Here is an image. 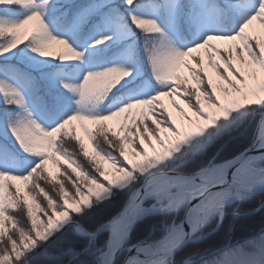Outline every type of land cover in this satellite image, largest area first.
Instances as JSON below:
<instances>
[{
  "label": "snow or ice",
  "instance_id": "snow-or-ice-1",
  "mask_svg": "<svg viewBox=\"0 0 264 264\" xmlns=\"http://www.w3.org/2000/svg\"><path fill=\"white\" fill-rule=\"evenodd\" d=\"M169 2L173 8L181 7L179 0H169ZM48 3L49 0H43V4H37V0H0V56L31 41V51L41 57H55L61 61H82L84 52L77 51L68 40L57 37L49 31L41 10ZM126 3L132 7L136 0H126ZM18 7L30 10L29 14L23 19H11L10 15ZM227 7H235L240 11L239 27L226 34L210 33L183 51L178 50L164 35L163 29L156 20L133 14L132 24L144 34L163 36V39L149 49V52L156 79L165 82L166 87L149 98H136L107 115L96 114L89 105L103 100L125 77L131 75V72L123 66L89 71L82 83L61 80L64 89L80 95L81 107L79 112L62 120L51 129H45L32 118V113L26 108L24 93L19 88L6 80H0V93L5 96L6 103L15 104L25 113L19 119H11L9 124L11 132L26 154L24 161H16L14 164L17 167L31 164L25 174L0 171V264H16L25 257L26 253L36 248L39 242L46 241L49 235L67 222L73 214L80 213L83 206L90 204L94 199L99 200L104 194L109 193L112 186L121 185L134 177L138 178L141 173L155 169L160 162L177 152L181 144L203 133L221 116L226 117L235 109L253 105L264 106V43H261L259 38L249 35L247 31L254 21H259L261 27H264V0H247L246 3L237 5L229 3ZM213 8L217 12L220 11L215 5ZM112 39L111 35L104 36L90 47L95 48ZM213 40L238 41V43L221 49L210 43ZM199 49H206L208 66L221 81L219 85L213 75L205 69V54L194 55ZM245 52L250 59L246 58ZM181 66L190 74L195 82V88L189 83L187 76L179 74L178 70ZM220 92L224 93L225 97L236 94L243 102L232 100L230 104L225 103ZM201 95L206 98L210 107L218 110L216 113L205 111ZM164 96L182 97V101L173 99L172 104L189 124L195 125L194 130L186 132L181 130L173 113L161 100ZM184 104L194 110L196 120L185 111ZM134 109L142 110L134 112ZM251 110L256 111V109ZM119 117H123L119 131L106 123ZM77 120H87L98 125V131L95 133L87 127L85 131L89 138L94 140L98 154H102L104 159L112 163L115 173L105 170L98 160L89 157L87 146L78 135H74V128L72 132L66 131L68 126ZM201 120L203 123H200ZM62 132L64 138H72L78 142V150H76L77 145H73V151H68L65 146L68 140L59 136ZM161 132L172 134L168 137L169 146L165 147L163 153L150 157L148 148L153 150L156 148L153 140L161 146L165 145V138ZM172 137H175L174 141ZM259 139L260 148H264V118L259 125ZM126 145L133 149V156L144 157V163H129ZM81 154L88 159L87 164L81 162ZM27 157H34L35 160H29ZM57 157L69 162L68 167L64 168L66 181L59 185L51 183L54 177L48 170L50 160L53 164L62 166L61 160ZM172 171L175 172L174 169ZM243 171L245 174H254L255 180L264 181V168L254 169L249 164ZM72 172H76L77 176L73 177ZM110 176L112 178H109ZM196 177H199V183L196 182ZM14 180L23 181L25 186H28L30 180L33 181L29 191L35 194L34 200L40 193L44 194L46 203L42 208L37 205L44 217L43 223L33 216L32 207L27 205L26 200L20 207L23 212L27 206V216L31 220L30 227L27 223L18 221L15 215H6L9 213V208L6 207V194L10 203H20L21 189L18 185L10 183ZM41 181L44 182V187H41ZM216 183L224 184V181L222 178L217 181L215 174L205 170L191 177L183 173L169 176L163 172L151 171L150 176L145 178L142 189L137 192L140 202L136 204V208L140 209L143 201L153 196L158 199L154 207L158 206L161 210L179 208L186 199L200 198L199 205L192 208L187 217L191 231L195 233L207 216L214 210L222 208L223 201L234 194L228 188L223 191L213 190ZM68 190H71V195H68ZM235 194L239 195V192ZM70 203L75 206H70ZM6 221L13 222V228H16L18 223L21 226L3 238ZM80 231L84 229L81 228ZM186 235L182 226H174L166 241L158 247L157 253L170 254ZM75 259V256L71 257L68 264ZM113 260V253L105 254L104 264H112ZM236 261L237 264H264V242L254 245L248 252L238 254ZM133 264H165V260L162 256L159 260L137 261Z\"/></svg>",
  "mask_w": 264,
  "mask_h": 264
},
{
  "label": "rangeland",
  "instance_id": "rangeland-1",
  "mask_svg": "<svg viewBox=\"0 0 264 264\" xmlns=\"http://www.w3.org/2000/svg\"><path fill=\"white\" fill-rule=\"evenodd\" d=\"M179 2L181 5L179 9L173 8V11H169V0H136L135 5L132 7L128 6L126 0H49V3L44 5L41 9L45 24L53 35L68 40L77 51L84 52L85 55L82 61H61L55 57H41L39 54L31 51V47L27 44L30 42L29 41L20 45L12 52L0 56V80L8 81L9 84L16 86L24 93L26 99V108L32 113V118L40 123L45 129L54 128L60 122H62V120L80 111V95L78 93H71L64 89L61 84V80H70L73 83H82L84 76L89 71L103 70L114 66H123L126 70L131 72V75L129 77H125L120 82V84L114 87L113 90L103 100L93 102L89 105L92 111L96 114L107 115L115 110H118L120 107L126 106L128 102H131L136 98H149L166 87L165 82L156 79L154 68L150 62L149 52V49L158 44L160 40L163 39V36L161 34H142V30L132 24V15L135 14L137 16L156 20L163 29L164 35L167 36V38L178 50L183 51L187 50L188 47H191L196 43L194 39L204 29L208 30L209 32L211 31L210 33L219 34L216 32L219 31L226 34L238 28L240 25V11L235 7L229 8L227 5L229 3L233 5L243 4L246 3L247 0H179ZM37 4H43V0H37ZM213 5L217 6L220 11L217 12L213 8ZM29 11L30 10L28 9L18 7L10 15V18L14 20L23 19L27 14H29ZM247 31L249 35L259 38L261 43H264V27H261L259 21H254L253 24L249 26ZM109 35L113 37L112 40H109L105 44L99 45L95 48L90 47L96 40ZM142 40L148 47L144 52L141 51V48L144 46ZM210 43L223 49L233 43H238V41L231 42L224 40H213ZM257 51H259V49H257ZM200 54H205V69L208 72V69L211 67L208 66L206 49H199L197 53H194V55L197 56ZM245 56L246 58H249L246 52ZM146 61H148L149 64V71L148 67L146 66ZM23 65L29 69V72L25 70ZM178 71L180 75L187 76L189 83L193 88H195V82L191 79V76L187 70L181 66ZM214 79L217 85L221 83L217 77ZM55 90H61L67 93L69 96L64 105H62L58 111L52 113L41 100L40 92L44 91L45 94H49ZM219 94L222 99L225 97L224 93L220 92ZM230 97L233 98V100H241V102H243L242 98L236 94H233ZM173 99L180 101L176 97H161L164 105L173 113V117L181 126V130L185 132L191 131L193 129L192 124H189L187 119L183 117L181 113L173 106ZM1 101H6L5 96L2 93H0V102ZM201 101L204 104V108L206 105L209 106L208 101L203 95H201ZM183 107L193 120L197 119V117L194 118V116L190 114L184 105ZM263 107L264 106L253 105L250 107L235 109L226 117L221 116L213 125H210L207 129H205L203 133L191 137L185 143L180 145V148L177 152L173 153L166 160L160 162V164H158L155 169L150 170V172L172 171L171 169H167V163L175 162L177 160H181L184 157L204 151L214 140L231 129L239 127L250 116H255L258 114L261 115L264 113ZM210 108L215 112L218 111L213 107ZM251 109H256V111H252ZM139 110L142 109H134L133 111L135 112ZM191 110L194 113V110ZM24 115V110L17 107L15 104H11V106L3 108V111L1 110L0 112V153H2V148H6L7 150L9 149L8 151H11L9 156L16 157V161H24L26 159V154L21 149V146L19 145L14 134L11 132L9 124L11 119H19ZM106 123L119 131V126L121 123H123V117L116 118L112 121H107ZM70 126L74 127L75 134L84 141L88 149L89 157L98 160L105 170L109 171L110 173H115L112 163L104 159L102 154H98L94 140L90 139L87 132L85 131V127H87L95 133L98 129V125L87 120H77L73 121ZM120 135H123V133H120ZM161 135L165 138V145L161 146L160 144L156 143L155 140H153V143L156 144V148L155 150L148 148L150 157H154L163 153L165 147L169 146L168 137H171L172 134L161 132ZM59 136L61 137V134H59ZM232 138L233 137H230L221 146V148L223 146L225 148L228 141ZM172 140H175V137H172ZM145 147H147V145H145ZM126 152L129 156V163H144V157L133 156V149L128 145H126ZM57 158L61 160V165H69V162L64 160L62 157ZM218 158L216 162H219ZM27 159L33 161L35 160L34 157H27ZM10 165V160L7 161V164H4L3 160L0 159V171L25 174L31 167V164L20 167ZM258 168H264V159L256 160L254 162V169ZM48 170L52 172V176L54 177L52 181L54 182L58 181L60 175L63 174L62 166L53 164L51 160L48 163ZM150 172L141 173L139 174L138 178L134 177L133 179L128 180L121 185L112 186L109 193L104 194V196L99 200L94 199L90 204L83 206L80 213L73 214V216L65 223L76 221L74 219L75 216L82 215L86 210L91 208L96 203L110 199L117 191L128 190L130 188L133 189L139 184V186L130 194L131 197V195L145 183L143 181L146 177L150 176ZM73 173L76 177L77 173ZM109 178L112 177L110 176ZM253 180L258 181L254 179V175ZM32 182L33 181L30 180L28 186H25L24 182L21 180L12 181V184L18 185L21 189V196L19 197L20 203H10L6 194V207L9 208V213H6V215H14L10 213V210L18 211L21 209L20 205L26 200L27 205L32 207L33 216L38 221L43 223L44 217L41 215L40 208H42L43 204L46 203V198H44L43 193H40V195L37 196L35 200L33 199V195L35 194H31L29 191ZM41 187H43L42 184ZM92 187L95 189L94 185ZM68 195H71V190H68ZM253 197L254 196L237 202H243ZM155 198L156 199L148 200H155L157 201V204L158 199L157 197ZM128 202L129 200L125 206L128 204ZM156 204L153 203L152 205ZM37 205H40V208H38ZM70 205L72 204L70 203ZM143 205L148 206L145 204V202H143L142 206ZM74 206L75 205L72 207ZM227 208L228 206L221 212V214L217 215L216 219L204 231H202L197 236L200 237V239L197 241L210 237L221 228L225 215L228 213ZM25 209H27V206H25ZM224 212L226 213L222 218V214ZM178 215H176V218L173 220V222L176 221V225L180 224L186 219L185 218L177 222ZM28 219L31 226V220L29 217ZM12 223L13 222L11 221H6L3 238H6L7 235L11 234V231H16L21 226L20 223H18L17 227L13 228ZM64 224H62L60 227H62ZM80 226L89 233H95L99 230L98 229L95 232H90L81 224ZM134 227L135 225L132 227L129 233L127 246H132L128 245V242ZM58 229L52 232L48 239L51 238V236L55 234ZM171 229L172 224L166 226L164 228L165 233L163 237L170 233ZM76 231L79 235L88 237L90 239V243H92L94 239H96V237L100 234L99 233L94 237H89L85 236L77 229ZM107 231L110 233V237L106 246L107 248L104 250L99 249L98 255L95 256L97 264L103 263L104 254L110 247L112 229H108ZM210 232H212L210 235L202 237V235ZM46 241L39 242L38 246L28 253L39 249ZM262 242H264V233L251 240H248L244 244L234 247L228 246L227 248L221 249L220 251L217 250L208 254H199L189 257L186 256L180 259L175 258L174 264H184L187 260H195L194 264H237L236 257L238 254L248 252L254 245H258ZM47 244L38 252L43 251ZM28 253H26V255ZM126 253L128 252L126 251ZM92 255L95 254L93 253Z\"/></svg>",
  "mask_w": 264,
  "mask_h": 264
},
{
  "label": "trees",
  "instance_id": "trees-1",
  "mask_svg": "<svg viewBox=\"0 0 264 264\" xmlns=\"http://www.w3.org/2000/svg\"><path fill=\"white\" fill-rule=\"evenodd\" d=\"M141 33L143 34V32ZM142 42L144 46L141 48V51L144 52L148 47L145 45L143 40ZM27 44L30 46L31 41ZM146 66L148 67L149 71L148 61H146ZM23 67L29 72V69L26 68L25 65H23ZM68 96L69 95L67 93L61 90H55L49 94H45L44 91L40 92L41 100L52 113H55L62 105H64ZM9 106L11 105L7 104L6 101H1L0 112L1 110L3 111V108ZM261 117L262 114L250 116L239 127L231 129L214 140L204 151L184 157L181 160H177L175 162L167 163V169H174L175 172L193 173L201 168L206 167L210 159L216 153H218V151L221 149V146L230 137L233 138L228 141L225 148L220 152L218 161L223 162L234 158L252 144ZM73 128V126L69 125L66 131L72 132ZM97 131L98 129L96 132ZM74 135H76L75 132ZM61 138H64L63 132L61 133ZM64 139L68 140V143L65 145L68 148V151H73V145H77L76 150H78L77 141L72 138ZM8 150L6 148H2L0 159L3 160L4 164H7V161L10 160V166H14L16 157L9 156L11 151L9 152ZM80 160L84 164L88 163V159L84 158L82 154L80 156ZM67 167L68 166L66 165H62L63 174L60 175L58 181L54 182L51 180V183H55L57 185L60 183H65L66 176L64 173V168ZM69 171L71 172L70 168ZM72 175L75 177L73 172ZM143 182H145V180ZM10 183H12V181ZM41 184L44 187L43 181H41ZM138 186L139 184L133 189L130 188L128 190L117 191L110 199L94 204L82 215L75 216L74 219L88 231H97L122 211L130 198V194ZM45 190L47 191V188H45ZM50 195L54 196L55 193H50ZM153 203L154 200H148L146 202L148 206L152 205ZM190 211V206L183 209L177 216V222L187 218ZM227 212L228 213L225 215L221 228L216 233L206 239L187 244L177 253L176 259L186 256L189 257L199 254H208L212 253L213 251H220L221 249H225L228 246L234 247L244 244L248 240H251L264 233V192L254 196L249 200L231 204L228 206ZM10 213L17 216L18 221L27 223L30 227L27 210L25 208L23 212L21 209H19L18 211L10 210ZM175 218L176 214H157L146 216L135 224L128 245H134L142 241H156L161 239L165 233L164 228L171 225ZM12 232H14V230L11 231V234ZM109 237L110 233L106 230L100 233L96 239L90 243V239L88 237L79 235L74 226H69L59 236L51 240L43 251H40L32 256L28 260V264H68L69 260L73 256H75L76 259L72 260L71 264H97L95 256L98 255L99 249L104 250L107 248L106 246ZM93 253L95 255H92ZM126 255V252L122 253L117 264H122Z\"/></svg>",
  "mask_w": 264,
  "mask_h": 264
},
{
  "label": "water",
  "instance_id": "water-1",
  "mask_svg": "<svg viewBox=\"0 0 264 264\" xmlns=\"http://www.w3.org/2000/svg\"><path fill=\"white\" fill-rule=\"evenodd\" d=\"M264 118V114L263 117ZM261 118V120H262ZM261 123V121H260ZM258 124V128L254 137V140L252 142V144L242 153H240L239 155H237L236 157L224 161V162H216L218 155L220 154V152L222 151V149L224 148V146L220 149V151L211 159V161L209 162V164L202 168L199 169L193 173H185V172H173V171H161L163 173L168 174L169 176L175 175L176 173H183L186 176H193V174L195 173H199L201 172V170H205L209 173H213L215 174V178L217 181H219L221 178L224 181V184H219L216 183L215 187L213 189H217V188H222L224 186H229L230 189L236 193L237 191L239 192V194H245L246 197H244L242 200L244 199H248L249 197L255 196L259 193L264 192V181L258 183L257 181L253 180V174H245L244 173V169L251 164V166L254 168V162L256 160H261L264 159V148H260V139H259V125ZM260 158V159H258ZM196 182L199 183V177H196ZM142 189V186L138 189L140 190ZM134 192L130 199L128 204L124 207V209L119 213V215L117 217H115L112 221L108 222L107 224H105L104 226H102L97 232L95 233H89L86 232V230L84 231H80L81 226L79 224V222L77 221H70L68 223H65L62 227H60L57 232L55 234H53L51 236V238H49L44 245H42L39 249L25 255L24 258H22L20 261H17L16 264H23L26 261H28L32 256H34L39 250H41L42 248H44V246L50 242L51 240L55 239L57 236H59L62 232H64L66 230L67 227L69 226H75L76 229L83 233L85 236H89V237H94L96 235H98L99 233H102L105 230L108 229H112V235H111V239H110V247L106 252H111L114 254V260L112 261V264H117L118 259L120 257V255L122 254V252L127 251V256L123 262V264H133V262H137V261H151V260H159L162 258H166L168 261L167 264H174L175 263V258L177 253L183 248L185 247L187 244L195 242L197 240L200 239V237H197L202 231H204L215 219H216V215L210 218H207L203 224H201L198 228V230L193 233L191 231V226L187 221V218L185 220H183L180 224H178L179 226L181 225H185V231L187 233V235L185 236V238L183 239V241L177 246L175 247L170 254H163V253H157V249L159 246L162 245V242L166 241V238L169 237V233L163 237L160 240L157 241H147V242H142L139 244H135L132 246H127V240L124 241L122 244L119 245V238L121 235V231L123 230V228L125 227L127 221L132 217V207L131 204L134 200H139L138 196H137V192ZM148 199H156L155 197H151ZM148 199H145L143 202H146ZM237 201H241V200H234L231 201L227 204H233L234 202ZM157 201H155L156 204ZM200 203V198H196V199H187L185 201V203L183 205H181L179 208H174L173 210H161L160 207H154V205L152 206H146L143 205V209H144V213L139 216L135 221H134V225L139 222L140 220H142L143 218H145L146 216L149 215H155V214H170V213H175L176 215L179 214V212L185 208H187V206H190L191 209L195 208L199 205ZM226 206V207H227ZM226 212H224L222 214V218L224 217V214ZM133 225V226H134ZM176 225V221H174L172 223V228L174 226H178ZM212 232L207 233L205 235H202V237L208 236L210 235ZM89 234H94V235H89ZM105 252V253H106ZM155 253V254H154ZM195 260H187L184 264H194Z\"/></svg>",
  "mask_w": 264,
  "mask_h": 264
},
{
  "label": "bare ground",
  "instance_id": "bare-ground-1",
  "mask_svg": "<svg viewBox=\"0 0 264 264\" xmlns=\"http://www.w3.org/2000/svg\"><path fill=\"white\" fill-rule=\"evenodd\" d=\"M169 11H173V7H171V4H169V9H168ZM211 32V31H210ZM208 30H206V29H204V30H202L201 32H200V34L194 39V41L195 42H198L202 37H204V36H206V35H208L209 33H210ZM216 32H218L219 34H221L222 32H219V31H216ZM208 72H209V74H212L213 75V77L215 78V74H214V71L211 69V68H209L208 69ZM176 98H178L180 101H182V97H179V96H177ZM222 100H224V102L225 103H231V101L233 100V98H231V97H227V98H223ZM184 106L186 107V109H188V111L190 112V114L192 115V116H194V113L192 112V110L191 109H189L188 107H187V105L186 104H184ZM205 109H206V111H208V112H210V113H216L215 111H213L208 105H206L205 106ZM194 118H196L195 116H194ZM196 120V119H195ZM200 123H203V121L201 120L200 121ZM194 127H195V125H192V130H194ZM191 130V131H192ZM174 141V140H173ZM182 145V144H181ZM254 175V174H253ZM258 183H260V182H263L262 180H258L257 181ZM216 185V184H215ZM225 188H228L230 191H232L231 189H230V187L229 186H224V187H222V188H215V189H213V190H215V191H223V190H225ZM233 192V191H232ZM234 193V192H233ZM244 197H246V195L245 194H239V195H236L235 193L233 194V195H231V196H229V197H227L224 201H223V207L222 208H220V209H218V210H214L213 212H211V214H209L208 216H207V218H210V217H213V216H217L218 214H221V212L226 208V206H227V204L229 203V202H231V201H234V200H242ZM187 200V199H186ZM140 201L139 200H134L133 202H132V204H131V207H132V217L127 221V223H126V225H125V227L123 228V230L121 231V235H120V238H119V245L120 244H122L124 241H126L127 239H128V236H129V233H130V231H131V229H132V227H133V225H134V221L139 217V216H141L145 211H144V209H143V207H141L140 209H137L136 208V204L137 203H139ZM70 206H73V205H70ZM174 209V208H173ZM172 209V210H173ZM170 211V210H169ZM183 228H185V225L183 224V225H181ZM106 253H109V252H106ZM105 253V254H106ZM105 254H104V256H105ZM164 260H165V264H167L168 262V260L166 259V258H164ZM102 264H104V260H103V263Z\"/></svg>",
  "mask_w": 264,
  "mask_h": 264
}]
</instances>
